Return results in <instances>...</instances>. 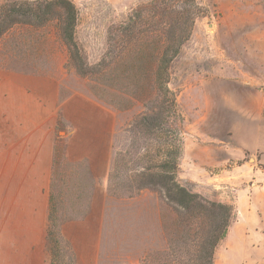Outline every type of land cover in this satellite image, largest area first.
<instances>
[{
	"label": "rangeland",
	"instance_id": "obj_1",
	"mask_svg": "<svg viewBox=\"0 0 264 264\" xmlns=\"http://www.w3.org/2000/svg\"><path fill=\"white\" fill-rule=\"evenodd\" d=\"M16 1L44 0H0V6ZM70 1L79 12L75 39L85 67L91 69L105 57L111 29L152 0ZM196 2L202 14L170 68L169 88L180 115L174 124L182 137L176 179L190 193L232 206L233 223L237 193L252 190L260 200L264 198V0ZM0 67L57 73L68 116H83L91 127L88 101L107 109L115 119L106 192L93 193L97 181L88 162L75 161L67 153L75 122L58 116L52 196L55 223H63L61 233L66 223H87L86 229L98 239L95 264H140L149 254L166 249L176 213L159 192L135 190L138 170L130 168L126 174L121 162L114 170L119 154L132 151L131 125L149 112L144 106L147 94L111 85V80L104 82L105 88L94 73L81 75L54 24L38 30L19 26L3 36ZM63 237L75 253L70 239ZM223 247L221 242L215 264L225 254ZM48 260L49 254L47 264Z\"/></svg>",
	"mask_w": 264,
	"mask_h": 264
},
{
	"label": "trees",
	"instance_id": "obj_2",
	"mask_svg": "<svg viewBox=\"0 0 264 264\" xmlns=\"http://www.w3.org/2000/svg\"><path fill=\"white\" fill-rule=\"evenodd\" d=\"M202 11L196 0H152L138 7L124 23L111 29L105 57L90 69L85 67L75 39L79 12L72 1H16L0 6V40L19 26L38 30L54 24L81 75L94 73L105 88L104 82L111 80V85L147 94L144 106L149 112L131 125L132 151L119 154L114 170L120 162L126 174L130 168L138 170L135 190L159 192L177 219L166 249L149 254L140 264H215L216 251L233 219L232 206L190 193L176 179L182 137L174 124L180 115L175 93L169 88L170 68ZM124 101L129 102L128 98ZM53 178L46 237L48 264H76L73 248L61 233L63 223H55Z\"/></svg>",
	"mask_w": 264,
	"mask_h": 264
},
{
	"label": "crops",
	"instance_id": "obj_3",
	"mask_svg": "<svg viewBox=\"0 0 264 264\" xmlns=\"http://www.w3.org/2000/svg\"><path fill=\"white\" fill-rule=\"evenodd\" d=\"M85 105L93 112L91 127L83 116H68V101L61 103L59 74L0 67V264H47L59 115L75 122L69 157L88 162L97 181L93 193L106 192L115 119L94 102ZM240 192L233 200L236 217L222 241L225 254L219 264H264V198L252 190ZM86 224L69 222L62 227L75 247L77 264H95L98 239Z\"/></svg>",
	"mask_w": 264,
	"mask_h": 264
}]
</instances>
